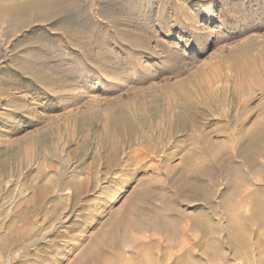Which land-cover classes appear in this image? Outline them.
Returning a JSON list of instances; mask_svg holds the SVG:
<instances>
[{"label": "rangeland", "instance_id": "1", "mask_svg": "<svg viewBox=\"0 0 264 264\" xmlns=\"http://www.w3.org/2000/svg\"><path fill=\"white\" fill-rule=\"evenodd\" d=\"M0 240L264 264V0H0Z\"/></svg>", "mask_w": 264, "mask_h": 264}, {"label": "bare ground", "instance_id": "2", "mask_svg": "<svg viewBox=\"0 0 264 264\" xmlns=\"http://www.w3.org/2000/svg\"><path fill=\"white\" fill-rule=\"evenodd\" d=\"M74 189H75V187H74ZM67 190H68V189H67ZM69 191H70V190H69ZM38 195H39V193H38ZM42 196H43V195H42ZM41 199H42V198H41ZM25 213H26V212H25ZM48 216H49V215H48ZM48 216H45V217L47 218ZM43 218H44V217H43ZM45 220H46V219L44 218V221H45ZM43 223H44V222H43ZM31 231H32V230H31ZM9 232H11V231H9ZM7 233H8V232H7ZM7 233H6V234H7ZM10 234H11V233H10ZM14 234H15V232H14ZM21 234H22V232H20V233L17 232V233L15 234L16 236H14V238H15L16 240L19 239ZM7 235H8V234H7ZM5 236H6V235H5ZM10 236H11V235H10ZM27 237H28V236H27ZM10 238H11V237H10ZM12 238H13V234H12ZM14 238H13V239H14ZM1 240H2V242H1ZM1 240H0V242L3 243V240H4V239H1ZM5 240H6V239H5ZM8 241H9V240L7 239V242H8ZM10 241H11V240H10ZM1 243H0V244H1ZM10 243H11V242H10ZM4 244H5V243H4ZM19 244H20V242H19ZM8 245H9V244H8ZM4 246H5V245H4ZM4 249H6V248H4ZM6 250H8V249H6Z\"/></svg>", "mask_w": 264, "mask_h": 264}]
</instances>
